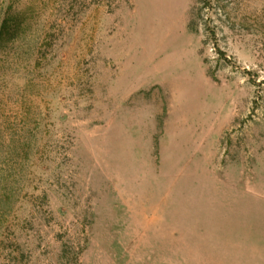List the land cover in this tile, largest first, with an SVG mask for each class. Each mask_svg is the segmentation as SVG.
<instances>
[{
	"label": "rangeland",
	"instance_id": "374dc122",
	"mask_svg": "<svg viewBox=\"0 0 264 264\" xmlns=\"http://www.w3.org/2000/svg\"><path fill=\"white\" fill-rule=\"evenodd\" d=\"M263 234L264 0H0V264H264Z\"/></svg>",
	"mask_w": 264,
	"mask_h": 264
},
{
	"label": "crops",
	"instance_id": "0c3cea01",
	"mask_svg": "<svg viewBox=\"0 0 264 264\" xmlns=\"http://www.w3.org/2000/svg\"><path fill=\"white\" fill-rule=\"evenodd\" d=\"M256 241L253 242L254 245L256 244L258 246L259 249H257L258 251H262L263 255H264V234L261 237H255ZM241 245V244H240ZM253 246V245H251ZM253 253V252H252Z\"/></svg>",
	"mask_w": 264,
	"mask_h": 264
},
{
	"label": "trees",
	"instance_id": "16d2710c",
	"mask_svg": "<svg viewBox=\"0 0 264 264\" xmlns=\"http://www.w3.org/2000/svg\"><path fill=\"white\" fill-rule=\"evenodd\" d=\"M194 23L192 22L191 25H193Z\"/></svg>",
	"mask_w": 264,
	"mask_h": 264
}]
</instances>
